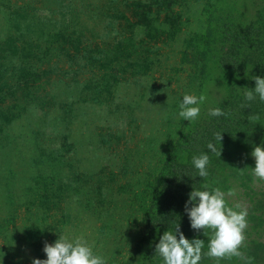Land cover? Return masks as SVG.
<instances>
[{
	"label": "trees",
	"instance_id": "16d2710c",
	"mask_svg": "<svg viewBox=\"0 0 264 264\" xmlns=\"http://www.w3.org/2000/svg\"><path fill=\"white\" fill-rule=\"evenodd\" d=\"M85 1L52 0L55 11H39L0 0L4 23L0 28V145L6 150L15 143H11L10 127L24 113L38 110L42 118L54 116L66 125L56 137L60 139L57 146L53 138L48 143L40 140L43 129H34L38 133L32 143L35 172L25 192L35 196L26 203L29 213L47 220L71 194L90 195L85 206L89 210L103 205L108 194L118 195L144 217L137 255L126 264H163L156 244L166 231L174 232L178 226L186 238L205 241L199 264H264V201L246 210L240 255L221 258L206 255L209 237L203 229L191 228L185 212L194 189L219 188L233 208H242L248 197L254 205L257 202L253 188L257 178L252 172L256 161L251 153L264 144V101L258 96L249 101L245 94L255 89L256 76L264 77V0H136L124 6H119L123 3L119 0H108L104 6ZM178 43L183 47L173 66L175 78L164 87L173 112L163 129H155V138L145 137L136 123V107L116 105V90L122 81H131L144 71L162 70L160 60L153 58L156 48ZM53 57L55 62L48 69ZM57 61L67 63L70 70H61ZM52 73L62 78L54 82L49 79ZM64 75H72L73 81H66ZM84 76L89 79L80 87L79 77ZM72 85H78L77 90ZM193 90H197L193 95L204 94L206 100L191 124L178 112L183 95ZM78 103L107 106L109 118L129 117L123 130L89 129L90 143L95 146L88 154L97 159L117 156L123 164L119 171L110 170L109 165L97 172L92 166L80 172L69 168L78 153L71 134ZM213 107L223 114L211 116ZM209 143L215 145V152L207 147ZM12 150L3 155L6 169L11 166ZM202 153L209 156L206 177H199L192 164V157ZM45 166L51 167L49 174L41 168ZM6 169L0 167V185L8 198L6 213L14 220L18 211L12 200L15 183ZM105 174L107 182L98 178ZM258 192L264 198V189ZM0 217V229L5 227V234L10 235L8 217ZM15 245L0 248L5 264H19Z\"/></svg>",
	"mask_w": 264,
	"mask_h": 264
},
{
	"label": "rangeland",
	"instance_id": "374dc122",
	"mask_svg": "<svg viewBox=\"0 0 264 264\" xmlns=\"http://www.w3.org/2000/svg\"><path fill=\"white\" fill-rule=\"evenodd\" d=\"M51 1L52 0H13V4L16 6H26L28 8L31 6L39 11L46 8H52L53 11H55L56 6L51 4ZM86 1H92L98 6H104V3L108 0ZM119 1L123 2L120 3L119 6H121V4L124 6V3L136 0ZM1 24H4L2 15H0V28ZM182 47L181 43L171 48L157 47L156 54L153 58L154 60H160L163 67L162 70L158 68V70L144 71L132 80L128 78V80L131 81H122L118 85L115 93L116 105L120 104V106L123 107L124 104H130L136 107V123L138 126H141L142 133L145 137L149 136V138H155V136H157V131L155 129H163V125L166 124L165 121L168 122L167 118L170 117V114L173 112L170 107L171 99L166 96L165 91L167 89H164V87L169 86L175 78L173 66L176 65L180 58ZM16 58L21 60V58L17 56ZM154 60L152 59V61ZM50 62V67H48V69L54 64V57ZM57 63L61 70H70L67 63L60 61H57ZM70 76H66L68 78L66 81H73L72 77L69 78ZM88 77L89 76L79 77L78 85L82 87L83 84L88 81ZM60 78H62V76H60ZM60 78L58 76L56 77L54 73L49 77V79L54 82L59 81ZM78 85H72L71 88L76 89L75 87ZM56 91H58V89H56ZM196 92L197 90H193L191 94H196ZM75 107L76 109H74L73 115L76 117L71 124V134L72 140L76 142V146L78 145V153L75 155V158L71 159V164L73 162V165H71L72 167L69 166V168H74L73 170L75 172H80L82 169L92 166L97 172L99 168L109 165L110 170H114L115 172L119 171V167L123 164L120 163L121 161L117 156H109L104 159L102 158V160L95 158L92 154H88V151L95 146V144L91 145L90 143L89 139L91 138L89 135L91 131H89V129H95L96 126H111L114 129L123 130L127 127L129 117L124 115V117H120L121 119H117L115 116L109 118L107 106H99L93 103H78L75 104ZM51 114L57 113L53 111ZM42 116L43 112L38 110L34 113H24L23 117L10 127V132L8 129V132L13 136L11 143L14 140L15 143L13 142L6 150L9 151L16 148L15 152L14 149L11 151L13 156L12 161L10 162L8 160L11 165L10 168H4L6 164L5 160H3V155L6 150L0 145V167L3 166V169L11 171L12 173L15 183L12 200L18 204L17 217L13 220L12 217L10 218V216H8L9 213H6L7 210L5 205L8 198L6 199V196L2 195L5 191L0 185V216L3 217L5 215L8 217L7 222L9 226H7V229H10L11 232L10 235H6L4 231L5 227L3 226L4 229H0V248L4 247L7 249L12 245V242H14L17 251H19V256L17 258L19 264H32L34 258H47L43 251L46 243L53 244L59 238V235H67L71 238L82 237L87 240L92 246L94 253L105 257L106 264L129 263L136 257L138 247L140 246L139 243L143 233L144 217L142 214L128 207L129 204L126 198L108 194L106 202L103 205L96 206V209L89 210L85 206L89 203L87 201L90 195L76 196L71 194V197H67V201L61 204L60 209L54 210L53 216L50 218L47 217V220H45L43 215L36 212L29 213L26 203L34 201L35 196L32 191H29L28 196H26L25 192L35 172L33 170L34 166L31 167L32 154L35 153V147L32 143L38 133H35L34 129L38 131L43 129L45 133H40V140H43V142L45 141L44 143H48L47 141L53 138L57 146L60 139L56 137L59 133L64 132L66 128L62 119L56 121L54 116L47 115L46 119L44 117L42 118ZM113 118L114 120H111ZM39 124H45L46 127L39 126ZM79 129L83 131V135L80 134ZM45 135L46 137L44 138ZM6 142L7 141L4 142V145H7ZM41 168H44L45 173H50L51 167L45 166ZM99 177L107 182V174L98 176V178ZM254 178L259 180H255V183H253L254 191H257L255 194L256 198L254 197L257 202L254 205V203L251 202L252 200L248 197V200L244 201L242 207L245 211H251L252 208L258 207L259 201H264L261 193L258 192L264 189V179L258 177ZM259 184H262V188ZM106 209H108L107 212H104ZM256 213H258V210ZM29 214L32 215V218ZM255 223L254 221L253 224ZM10 237H12V239H10ZM0 264H5V261L1 259Z\"/></svg>",
	"mask_w": 264,
	"mask_h": 264
},
{
	"label": "clouds",
	"instance_id": "9594fccd",
	"mask_svg": "<svg viewBox=\"0 0 264 264\" xmlns=\"http://www.w3.org/2000/svg\"><path fill=\"white\" fill-rule=\"evenodd\" d=\"M254 79L256 87L247 91L246 99L251 101L258 96L260 101H264V77L256 76ZM205 100L204 94L196 96L185 93L179 103L178 116L183 121L194 124L200 116V105ZM222 114L218 107L210 110L211 116ZM207 147L213 152L216 151L213 143H209ZM251 155L256 161L255 167L252 168L253 175L264 179V144L255 146ZM192 164L198 170L199 177L208 175L207 153L193 156ZM185 212L191 228L203 229L204 235L209 237L206 245L207 256L221 258L226 255H240L239 247L244 239L247 212L240 205H236L235 208L229 207L223 191L219 188L210 191L194 189L189 193ZM208 230H211L210 233ZM204 247V240L186 238L178 226L174 232L166 231L159 238L156 253L162 257L163 264H199ZM43 251L47 258H34L32 264H106L105 257L94 253L92 246L82 237L71 238L67 235H59L55 243H46Z\"/></svg>",
	"mask_w": 264,
	"mask_h": 264
}]
</instances>
